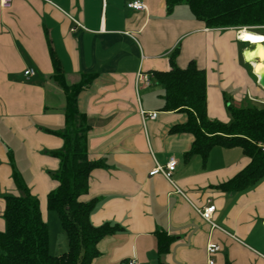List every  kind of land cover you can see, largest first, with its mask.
Masks as SVG:
<instances>
[{
  "label": "crops",
  "instance_id": "0c3cea01",
  "mask_svg": "<svg viewBox=\"0 0 264 264\" xmlns=\"http://www.w3.org/2000/svg\"><path fill=\"white\" fill-rule=\"evenodd\" d=\"M130 1L135 0H13L3 9L0 0V232L6 231L5 197L22 194L18 173L39 201L51 254L69 249L55 218L61 233L57 253L51 251L48 196L59 186L53 175L60 168L51 153L64 146L53 131L66 125L65 93L53 78L54 53L70 86L97 74L78 106L91 127L89 158L105 165L91 174L84 200H97L94 226L111 223L120 229L99 242L93 264L129 259L209 264L210 243L221 247L214 264H264V179L243 192L218 188L249 163L240 147H215L206 164L199 155L185 162L195 137L171 129L185 124L188 115L163 110L165 87L154 76L171 70L175 51L180 68L195 61L207 74L208 117L229 123V105L264 107L255 63L246 60L251 46L240 39L241 30L205 27L189 6L169 14L166 0H140L144 11L129 9ZM29 69L35 75L27 76ZM140 72L151 81L137 90ZM142 111L158 117L144 118ZM171 159L177 161L173 182L150 175ZM210 200L216 227L200 213ZM159 233L172 240L164 254H159Z\"/></svg>",
  "mask_w": 264,
  "mask_h": 264
},
{
  "label": "trees",
  "instance_id": "16d2710c",
  "mask_svg": "<svg viewBox=\"0 0 264 264\" xmlns=\"http://www.w3.org/2000/svg\"><path fill=\"white\" fill-rule=\"evenodd\" d=\"M180 5L189 6L195 19L209 29L237 31L246 27H264V0H166L169 14ZM249 54L253 58L252 52ZM177 55L178 51H175L170 57L171 70L155 72L154 76L157 83L165 87L163 110L188 115L185 124L171 129L173 134L191 133L195 137L184 161L189 162L199 155L206 164L215 147H240L249 163L218 188L234 193L256 186L264 179V107L229 105V123L211 120L208 117L206 71L201 70L195 61L185 69L180 68L176 63ZM52 61L55 69L53 78L66 97V125L53 131L64 140V146L51 153L60 160V168L53 175L59 186L49 194L48 208L58 216L67 235L69 249L60 256L51 254L49 226L43 221L39 201L16 173L15 182L22 194L5 197L6 231L0 232V264H93L100 255L99 242L120 229L118 224L111 223L94 226L91 215L97 200H84L90 192L91 174L105 165L102 160L89 158L91 127L78 106L79 95L95 81L97 74L85 75L81 82L70 86L54 53ZM158 238L159 254L167 253L172 240L163 233H159Z\"/></svg>",
  "mask_w": 264,
  "mask_h": 264
},
{
  "label": "built area",
  "instance_id": "2783aa9c",
  "mask_svg": "<svg viewBox=\"0 0 264 264\" xmlns=\"http://www.w3.org/2000/svg\"><path fill=\"white\" fill-rule=\"evenodd\" d=\"M1 5L3 9H10L13 5V0H1ZM127 7L132 10H137V11H144L146 10V5L144 2L140 0H135V1H130L127 3ZM27 76H33L35 75V70L29 69L25 72ZM151 81V75L147 73L140 72L137 75V90L142 87V85H147ZM142 115L144 118L147 116L151 120H155L158 117V112H153V113H147L145 111H142ZM177 168V161L174 159H171L170 162L167 164L166 167L163 166H157L155 169L152 170L150 173L151 176H155L158 174L164 175L169 181L173 182V173L175 172ZM216 211V206L212 204V201H209V206L204 208L203 210H200V213L202 217L208 221L212 222L213 214ZM214 227H216L215 224H213ZM221 250V247L218 244L210 243L207 246V252L210 257L209 264H214L215 261L213 259L214 255H216L219 251ZM124 264H139V262L136 259H129L127 260Z\"/></svg>",
  "mask_w": 264,
  "mask_h": 264
},
{
  "label": "bare ground",
  "instance_id": "6f19581e",
  "mask_svg": "<svg viewBox=\"0 0 264 264\" xmlns=\"http://www.w3.org/2000/svg\"><path fill=\"white\" fill-rule=\"evenodd\" d=\"M264 35L258 34V33H253L247 30L242 29L240 32V39L245 42V43H249L252 45H255L256 47L253 49V51L251 50H247L246 53L249 54V52H252L253 56L255 57H251L248 58L246 57V60L253 61L255 64H253L256 68V73H264V66L261 64H258L257 62H255V58H260L262 60H264Z\"/></svg>",
  "mask_w": 264,
  "mask_h": 264
},
{
  "label": "rangeland",
  "instance_id": "374dc122",
  "mask_svg": "<svg viewBox=\"0 0 264 264\" xmlns=\"http://www.w3.org/2000/svg\"><path fill=\"white\" fill-rule=\"evenodd\" d=\"M182 6L188 8L187 5H182ZM243 29L244 30H247V31H253V32L258 33V34H261V35H264V27H250V28L249 27H246V28H243ZM255 59H257V58H255ZM249 73H250V71H249ZM235 105L237 106V104H235ZM247 106H249V104L248 103H245V104L241 105L240 107L243 108V107H247ZM262 106L263 105H260V107H262ZM50 214L52 216V218L50 220V224H49L50 225V228H51V235H52L51 236V241H52V243H51V251H52V253H57L56 252V248H55V246H56L55 245V242H57L58 239H59V234L61 233V229H60L61 227L59 228L60 225H58V226L55 227V223H56L55 222V218H56V220H58L57 219L58 216L56 215V213L50 211ZM57 222H58V224H60L59 221H57Z\"/></svg>",
  "mask_w": 264,
  "mask_h": 264
},
{
  "label": "water",
  "instance_id": "95a60500",
  "mask_svg": "<svg viewBox=\"0 0 264 264\" xmlns=\"http://www.w3.org/2000/svg\"><path fill=\"white\" fill-rule=\"evenodd\" d=\"M250 46H251V49H254L256 47L255 45H252V44H250ZM256 60H258L257 61L258 64H261L264 66V60L260 58H257ZM257 74L259 76V84L264 88V73H261V74L257 73Z\"/></svg>",
  "mask_w": 264,
  "mask_h": 264
},
{
  "label": "snow or ice",
  "instance_id": "6c2138e0",
  "mask_svg": "<svg viewBox=\"0 0 264 264\" xmlns=\"http://www.w3.org/2000/svg\"><path fill=\"white\" fill-rule=\"evenodd\" d=\"M261 39H264V38H261Z\"/></svg>",
  "mask_w": 264,
  "mask_h": 264
}]
</instances>
